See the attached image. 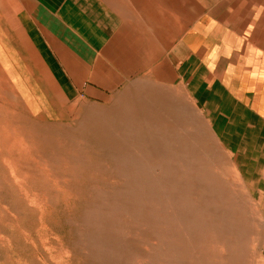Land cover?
I'll use <instances>...</instances> for the list:
<instances>
[{
    "label": "rangeland",
    "instance_id": "rangeland-1",
    "mask_svg": "<svg viewBox=\"0 0 264 264\" xmlns=\"http://www.w3.org/2000/svg\"><path fill=\"white\" fill-rule=\"evenodd\" d=\"M212 120L175 64L59 114L0 86V264H264V154Z\"/></svg>",
    "mask_w": 264,
    "mask_h": 264
},
{
    "label": "crops",
    "instance_id": "crops-1",
    "mask_svg": "<svg viewBox=\"0 0 264 264\" xmlns=\"http://www.w3.org/2000/svg\"><path fill=\"white\" fill-rule=\"evenodd\" d=\"M174 64L222 137L264 154V0H0V86L36 112Z\"/></svg>",
    "mask_w": 264,
    "mask_h": 264
}]
</instances>
